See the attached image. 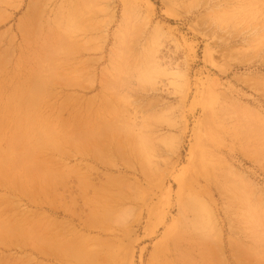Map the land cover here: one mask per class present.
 Masks as SVG:
<instances>
[{
    "label": "rangeland",
    "instance_id": "1",
    "mask_svg": "<svg viewBox=\"0 0 264 264\" xmlns=\"http://www.w3.org/2000/svg\"><path fill=\"white\" fill-rule=\"evenodd\" d=\"M0 264H264V0H0Z\"/></svg>",
    "mask_w": 264,
    "mask_h": 264
}]
</instances>
